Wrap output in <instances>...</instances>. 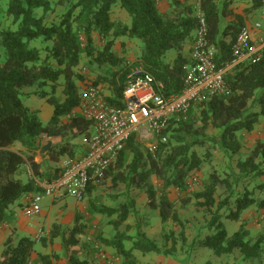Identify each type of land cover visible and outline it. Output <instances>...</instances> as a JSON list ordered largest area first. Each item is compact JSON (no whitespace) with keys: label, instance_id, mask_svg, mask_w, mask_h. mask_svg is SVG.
<instances>
[{"label":"trees","instance_id":"trees-1","mask_svg":"<svg viewBox=\"0 0 264 264\" xmlns=\"http://www.w3.org/2000/svg\"><path fill=\"white\" fill-rule=\"evenodd\" d=\"M199 5L208 22L209 41L218 50L216 63L219 68L225 67L233 61V47L244 28L236 31V28L228 27L222 32L214 0H199ZM57 7L63 11L57 13ZM118 7L127 12L130 25L113 19ZM197 26L194 5L180 0L172 4L168 14L160 12L157 0H57L55 5L51 0H0V225L11 220V206L25 195L40 191L32 179L25 183L16 179L27 162L34 174L40 175L34 156L28 154L36 151L39 137L46 134L66 139L58 150H53L52 160L58 161L65 156L72 158L74 153L68 135L72 139L89 136L91 123L82 115L72 116L80 102L81 90L77 84H108L114 95L111 103L121 105L128 75L137 65L162 83L165 96L180 94L185 90L184 66L188 59L183 52L186 43L194 39ZM96 34L103 46L97 45ZM122 37L142 42L138 64L125 63V59L114 51L116 40ZM172 50L177 56L170 63L167 53ZM257 58L256 61L241 62L226 72L227 95L214 96L196 104L187 120L171 122L166 130L168 143L159 146L157 160L149 156L148 150H142L133 135L104 180L112 178L114 187L124 185L127 190L138 187L147 195L149 207L159 210L163 223L171 221L181 226L180 236L187 244L183 248L187 251L185 255L204 248L218 258L238 253L243 262L264 256V233L252 239L242 218L253 207L264 209V198L256 197V191L264 194V182L253 188L245 185L242 193L237 191L239 181L264 177V142L258 141L246 159L238 161L236 168L227 172L229 176L222 178L211 173L203 189L193 192L191 198L181 200L184 207L194 202L205 215H211L207 226L199 228L197 239L191 243H188L179 211L175 209L176 203L168 195L171 189L182 194L190 192V175L197 174L211 162L213 153L208 151L202 155L194 148H203L209 141L230 159L242 157L240 135L254 131L264 117V48ZM81 65L92 72L99 68L103 73L91 81L85 76L86 68H83L84 73L80 72ZM59 84H64V102L55 96ZM26 89L36 91L26 93ZM32 94L47 99L54 107V116L48 125L24 104L23 98ZM65 117H70L69 122L62 121ZM209 129H216L217 136L208 138L206 132ZM18 144L27 152L16 150ZM128 155H131L129 162ZM154 177L162 183L159 204L158 190L152 182ZM219 187L230 191L223 200L218 196ZM95 189L90 187L87 194ZM91 206L94 213L113 218L110 224L116 234L106 238L98 233L94 247L85 251L87 246L81 244L80 238L86 235V226L80 222L79 215L73 228L63 233L61 228L54 226L50 238L62 237L68 264H97L94 258L90 259L92 251L94 249L93 252L98 254L104 247L115 249L122 258L121 264H136L135 251L176 255V240L170 247L167 242L171 236L165 235V243L160 247L142 232L141 222L133 234L120 230L130 216L139 217L136 200L128 198L113 206L93 203ZM229 206L231 208L223 212ZM222 218L241 222L240 229L229 235ZM202 233L203 237H199ZM35 245L36 241L31 238L14 242L10 237L1 253L0 264H51L47 256L33 263Z\"/></svg>","mask_w":264,"mask_h":264},{"label":"built area","instance_id":"built-area-1","mask_svg":"<svg viewBox=\"0 0 264 264\" xmlns=\"http://www.w3.org/2000/svg\"><path fill=\"white\" fill-rule=\"evenodd\" d=\"M264 19V0H258ZM198 26L193 46L184 66L185 90L165 96L163 85L141 66H134L122 92L121 105L112 104L100 86L89 85L80 92L79 110L91 123L86 138L87 152L81 158H65L60 175L51 180L40 179L29 164L27 174L40 191L32 194L24 206L26 217L34 218L41 213V203L46 198L70 197L83 201L90 187L102 184L127 142L135 135L147 147L153 160L158 159L159 146L168 143L166 130L172 121L187 120L196 104L214 96H225L228 87L226 72L241 62L256 61L264 48L251 45L250 32L244 28L233 47L231 64L219 68L216 63L218 50L209 41L207 19L194 5ZM261 28V24H256ZM42 231L35 238L40 242ZM100 257L106 256L100 252Z\"/></svg>","mask_w":264,"mask_h":264},{"label":"rangeland","instance_id":"rangeland-1","mask_svg":"<svg viewBox=\"0 0 264 264\" xmlns=\"http://www.w3.org/2000/svg\"><path fill=\"white\" fill-rule=\"evenodd\" d=\"M51 1L54 2V5L55 3H57V0H51ZM2 3L6 4L5 1H2ZM62 11H63V8L57 7V13H61ZM117 18L121 19L120 13L117 14ZM117 41L118 42L117 44H115L116 46L115 49L117 50V53L120 55L126 54L125 56H122V58L125 59V63H130L134 65L138 64L139 56L141 55V47H139V45L141 44L143 47L142 42L137 39L133 41L128 40V41H125L124 43L125 46H123L120 40H117ZM263 43H259V44L261 45ZM176 55L177 53L175 50L169 51L167 53V57H170L173 59H175ZM83 68L87 69L88 72L85 74V76H87V78L91 81L95 80L99 74L103 73L102 72L103 70L99 68L92 72L89 69V67H84L83 65L80 66V72L84 73ZM106 92L108 93V91H104L105 94H107ZM23 102L26 106L29 107L30 104L26 98H23ZM260 120H262V122L260 121V125L263 126V130H264V117H261ZM217 134H218V131L216 129H209L206 132L207 137L210 139L216 137ZM240 136H241L242 146L244 148L243 155L248 156L255 146V143H256L255 136L253 137L252 134H249V133L245 135L242 134ZM78 138H79V141H82L84 139L83 136H80ZM245 139L247 140V142L244 141ZM139 143L142 146V150L145 152V150H147L146 145L144 143H141L140 141ZM194 150H196L199 154H202V155H204L208 151L213 153L211 162L204 165L203 169L197 174L190 175L188 179L189 186L191 189L190 192L182 194L176 189H171L168 192L169 198L171 199L172 202L176 203L175 209L177 210V212L179 211L181 220L184 222V230L187 235L188 243H191V241L197 239V236H198L197 231L199 230V228L201 227L203 228L207 226L211 215L210 214L205 215V212L198 209L194 203L190 204L189 207H184L182 205L181 200L183 201L188 198H191L193 192L203 189L204 185L207 182H209V177L211 173L220 175L222 178H226L227 176H229L227 172H229V170L235 169L237 162L242 160V157H243L239 155V156H235L230 159L223 153L216 150L215 144L209 141L207 142L205 147L194 148ZM245 159L246 157L243 160ZM130 160H131V155H128L127 161L129 162ZM16 179L22 182H26L28 178L25 174H18L16 175ZM233 180L234 179H232L231 181ZM152 182L158 190L157 203L159 204L161 201L160 194L162 191V183L159 180H157V178L155 177L152 179ZM260 182H264V177L262 179L253 180V181L251 179H246V180L243 179L239 181V183L237 184V191L239 190V192L242 193L243 186L248 185L250 186V188H253L255 186H258L257 184H259ZM229 192L230 191H227L226 187H219L218 189L219 199L223 200L225 197L228 196ZM256 194H257L256 195L257 198H264V194H260L259 191H256ZM89 195L94 196V198L91 201L95 205L106 204V205L113 206L118 203L127 201L128 198L136 200L137 205H138V210H139V217L134 216V215L130 216L127 222L128 225H123L120 228L121 231L127 234H133L135 232L136 225L138 224V222H141L140 224L142 226V230H143L142 232L147 234L149 239L154 240L155 242H158V244L161 243V245L163 246L165 243V235L166 236L170 235L171 237L168 239V242H167L168 246L171 247V244H173V241L174 240L177 241L176 243L177 253L175 255L176 258L182 257L183 260L187 259V257H185L187 256L185 255L187 251L183 249L186 247L187 244L185 245L183 243L182 237L180 236L182 227L172 223L171 221L167 223H163L160 217V214H159V210H152L149 207L147 195L138 187L133 186L130 190H127L124 185H119V186L114 187L112 178H110L106 180L105 182H103L102 184H100L99 186H97L96 189L91 194H87L86 198H89ZM46 204H48L47 201L46 203L45 202L41 203V208L44 209L45 208L44 206ZM230 208L231 206H229L228 208H225L223 212L227 211ZM88 210L91 211L89 212L91 217L86 216L88 218L87 224H89V227L85 225L87 229L86 236L84 239L80 238L82 242L81 244L84 246L85 245L87 246L85 248V251L91 249L96 244V240H95L96 235L100 232V229H101L99 226L106 225V222H102V221L97 223L96 225V219L98 217L97 213L93 212L91 205H89ZM242 218L244 220L243 224L246 227V229L250 232L252 239L255 240L258 238V236L264 233V209H258L257 207H253L247 212H245ZM63 220L65 221L63 225L56 224V226L61 228L62 233L66 231L64 230V228L65 229H67V227L71 228L70 226L72 224L70 221V218L68 220L64 218ZM221 221L224 227L226 228L227 232L229 233V235H233L235 232H237L240 229L241 222L233 221L227 218H222ZM67 223H70V224L65 225ZM53 226L51 227L50 231L53 230ZM95 226H98V227L95 228ZM172 230H175L174 235L171 234ZM109 232H110L109 237H113L116 234V230L113 225H111ZM38 235L39 233L36 234V237ZM203 235L204 233H202V235L200 234L199 237H203ZM40 236H41L40 242H37L34 239L37 242L35 245V253H39L38 257L40 259L38 260H41L42 253L46 252L42 250L41 247L49 249L48 252L50 253L49 255H46V256L50 258V262L52 263L55 262L54 264H57L59 261L62 262L68 257L67 253L63 252V250L62 251H60L59 249L56 250L54 248V245L51 247V249L48 247V242H49L48 239L50 238V234H45L44 231L42 230V234ZM20 238H22V236L18 237V239ZM58 239L59 241L62 242V237H59ZM15 241L17 242V240ZM128 245L130 246L131 244L129 243ZM39 251L42 253H40ZM93 251H92L90 259L94 258V260L96 261L104 260V259H101L100 252L97 254V252L94 253ZM101 252H103L105 256H108V253L104 249H102ZM1 253H2V249L0 248V259H1ZM189 253H191V258H188L187 264H210L209 262H211L212 264H264V256L261 259H258L255 261L241 263L240 255L238 253H235L231 256H225L223 258H220L218 263H215L214 261H210L213 259H212V253L209 249L203 248L201 249V251L200 249H196L195 252L189 251ZM135 254H137L140 257L144 255V253L140 251H135ZM147 254H150V253H147Z\"/></svg>","mask_w":264,"mask_h":264},{"label":"crops","instance_id":"crops-1","mask_svg":"<svg viewBox=\"0 0 264 264\" xmlns=\"http://www.w3.org/2000/svg\"><path fill=\"white\" fill-rule=\"evenodd\" d=\"M158 1V7L161 13L163 14H168L172 10V4L177 1V0H157ZM181 2L187 1L188 4L190 5H195L199 2V0H180ZM216 4V10L217 13L219 14L221 18V31L223 32L226 28L228 27H234L236 28V31L242 28H246L250 32V39H251V45L254 48H261L264 45V19L261 15V5H259L258 0H214ZM120 13L121 19L117 18V14ZM114 20H121L123 23L130 25V18L127 14L126 11L122 10L121 8H117L115 10V14L113 17ZM256 24H261V28L257 29ZM94 38L97 40L96 43L97 45L103 46V43L100 41L99 36L96 34ZM117 40H120L122 45L125 46V41H128V38H119ZM116 40V44L117 41ZM128 43V42H127ZM263 43V44H259ZM259 44V45H257ZM193 46V40L188 41L186 43V47L184 48L183 55L186 56L187 58L190 55L191 49ZM116 46H114V51L116 54L120 57L125 56V55H120L117 53V50L115 49ZM139 47L142 49V45L140 44ZM177 56V55H176ZM176 58V57H175ZM175 59L167 57V61L172 63ZM80 87V90L82 91L83 89L86 88V85L84 84H77ZM100 88L104 91H108L105 96L108 98V100L111 102V98L114 97L113 91L111 87H109L108 84H101L99 85ZM36 91L35 89L31 90H25L24 92L26 93H32ZM103 91V92H104ZM56 98L60 102H64L66 99V96L64 94V84H59V86L56 89ZM27 101H29V107L31 110L36 111L38 113V116L42 123L44 125H48L49 122L52 120L54 116V107L51 106L48 102L47 99H41L40 97L36 95H30L25 97ZM73 115H81L79 108H76L73 111ZM70 117H65L62 118V121L64 123L69 122ZM262 122V120H260ZM248 132H243L242 134L245 135ZM249 134H252V136H255L256 143L258 141L264 142V130L263 126L260 124L256 126L254 131L250 132ZM67 139L70 141V145L74 146V153H72V158L77 159L81 158L84 156L87 152V145H86V137L82 141H79V138H74L72 139L70 135H68ZM66 141V139H63L62 137H48L46 134L41 135L39 137V140L37 141L36 144V151L35 152H28L29 155L34 156V162L38 166V172H39V178L40 179H52L56 177L58 174L61 173L62 171V164L65 158L67 156L60 158L58 161L52 160V155L54 154L55 149L58 150V147L63 144V142ZM247 142V140H244ZM255 143V145H256ZM49 148V149H48ZM16 150H22L23 152H27L21 144H18L15 146ZM48 149L47 151H45ZM242 160L246 157L243 155L244 153V148H242ZM29 166V162H27L25 165L20 170L19 174H25L27 176V181L30 180L29 175L27 174V169ZM26 181V182H27ZM25 183V182H24ZM32 194L25 195L20 201H18L16 204H14L10 208L11 212V220L4 223L3 225H0V248L2 249V252L5 248V243L7 240L11 237L15 240H19L18 237L22 236V238H31L35 239L36 234L39 233L40 231H44L45 234H50V229L56 224L58 225H63L65 221L63 220L66 218L67 220L70 218L71 221V228H73L75 224V218L77 215L81 217V223L84 225H87L89 227L88 218L86 216H90L91 212L88 210L89 205L93 203L91 200L94 198V196L89 195V198H86L83 201H77L73 198L70 197H64V198H46L42 201V203L48 202L43 208H41V213L37 217L34 218H28L25 216L23 209L25 204L27 203L29 197H31ZM192 202L191 204H193ZM97 219H96V225L99 222H106L105 226H99L100 232L102 235L106 238H112L109 237V229L111 227L110 221L113 218L104 216H100L97 214ZM91 217V216H90ZM102 219V220H100ZM129 220V219H128ZM128 222V221H127ZM70 223H67L65 225H69ZM242 224V223H241ZM126 225H128L126 223ZM53 226V229H54ZM98 226H95V228ZM70 228L67 227V229L64 228V230H68ZM121 230V229H120ZM87 232V229H86ZM99 232V233H100ZM94 233V232H93ZM86 235H84L81 238H85ZM59 237L55 239H48V247L51 249V247L54 245V248L57 250L59 249L60 251L63 250V245L62 242L59 241ZM21 239V238H20ZM82 239V240H83ZM36 240V239H35ZM81 242V241H80ZM37 243V242H36ZM52 243V244H51ZM82 243V242H81ZM158 244V242H156ZM160 247L162 246L161 243L158 244ZM42 250L46 252H40L42 253V256L49 255L50 252H48V248H42ZM107 253L108 256L104 260H99L97 261V264H121L122 263V258L117 255L116 250L110 247H104L103 248ZM201 251V249H200ZM195 252V251H194ZM66 253V252H65ZM212 253V252H211ZM39 253H35L32 255V260L35 261L33 263H36L38 259ZM110 255V256H109ZM134 256L137 259L136 264H187L188 258H191V254L187 255L186 260H183L182 257H171V256H165V255H158L155 253H150V254H144L142 257L138 256L137 254L134 253ZM103 259V258H101ZM212 259L210 261H214L215 263H218L219 259L218 257L214 256L212 254ZM99 262V263H98ZM191 262V261H190ZM241 263H244L242 261V258L240 259ZM55 263V262H54ZM51 263V264H54ZM212 264L211 262H209ZM40 264V263H38ZM57 264H68V257L64 261H59Z\"/></svg>","mask_w":264,"mask_h":264},{"label":"water","instance_id":"water-1","mask_svg":"<svg viewBox=\"0 0 264 264\" xmlns=\"http://www.w3.org/2000/svg\"><path fill=\"white\" fill-rule=\"evenodd\" d=\"M49 149V148H48ZM48 149H46L45 151H47Z\"/></svg>","mask_w":264,"mask_h":264}]
</instances>
